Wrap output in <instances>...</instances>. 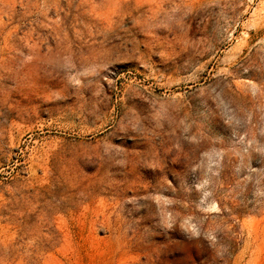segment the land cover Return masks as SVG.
Segmentation results:
<instances>
[{"label":"rangeland","instance_id":"1","mask_svg":"<svg viewBox=\"0 0 264 264\" xmlns=\"http://www.w3.org/2000/svg\"><path fill=\"white\" fill-rule=\"evenodd\" d=\"M264 264V0H0V264Z\"/></svg>","mask_w":264,"mask_h":264},{"label":"trees","instance_id":"2","mask_svg":"<svg viewBox=\"0 0 264 264\" xmlns=\"http://www.w3.org/2000/svg\"><path fill=\"white\" fill-rule=\"evenodd\" d=\"M174 246V264H207V248L201 239L180 237Z\"/></svg>","mask_w":264,"mask_h":264}]
</instances>
